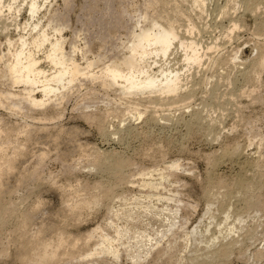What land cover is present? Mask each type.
Wrapping results in <instances>:
<instances>
[{
    "label": "rangeland",
    "instance_id": "rangeland-1",
    "mask_svg": "<svg viewBox=\"0 0 264 264\" xmlns=\"http://www.w3.org/2000/svg\"><path fill=\"white\" fill-rule=\"evenodd\" d=\"M18 1L21 10L16 19H0L6 28L0 31V90L4 91L21 89L8 82L5 64L11 57L5 48L12 52L17 36L25 32L30 42V34L37 32L31 30L35 24L51 39L61 37L65 55L81 67L88 64V72L98 74L127 52L124 45L132 33L146 26L151 16L158 17L160 5L168 0H38L40 8L34 16ZM216 1L205 0L210 12L203 13L201 21L214 19L216 26L201 37L204 41L217 37L218 47L211 55L229 56L211 68L204 64L192 69L193 79L186 86L191 84L193 90L187 104L170 105L156 93L123 96L117 85L103 86L86 74L60 88V100L51 97L44 106L33 107L23 99L13 106L18 98L0 96V129L8 127L0 133V174L6 175L0 195V264H19L18 253L39 229L36 222L48 217L61 221L63 214L68 219L58 224L59 229L75 235L92 231V238L77 241L76 249L68 242L69 255L57 250L60 257L48 264H264V60L260 69L254 66L260 58L257 43L264 40L256 34L258 18L242 8L235 13L229 9L240 25L230 38L225 36L219 27L228 18L217 16L218 5L224 1ZM181 4L196 11L190 0ZM53 27L61 28L60 32ZM179 27L184 29L185 23ZM29 46L41 68L53 71L45 60L49 44L39 49ZM179 56V50L171 46L166 56H151L147 62H157L151 66L154 72L180 69ZM34 94L39 96L38 89ZM89 113L96 118L83 117ZM162 114L169 116L164 119ZM29 129L34 130L27 138ZM104 129L116 133L106 137ZM232 148L239 155L225 157L223 152ZM94 149L112 152L123 159L122 164L116 167L112 160L96 164ZM11 156L24 175L19 183L13 173L4 174L3 159ZM173 161L177 166L168 167ZM146 170L151 175L141 174ZM162 170L164 177L159 178ZM240 177L252 185L243 191L234 187ZM150 182L159 184L150 186ZM229 190L233 192L226 203ZM157 195L162 197L157 199ZM139 197L144 203L176 209L177 218L163 238L156 237L159 243L152 245L144 260L132 261L129 254L141 249L132 242L130 248L125 242L118 244L115 231L125 224L149 230L146 221L126 217ZM24 216L27 225L21 228ZM220 221L224 229L234 226L226 236L218 232ZM103 232L119 248L118 259L102 253L98 239ZM39 234L45 239L54 237L44 228ZM213 235L218 236L215 244L209 241ZM52 249L49 245L48 250Z\"/></svg>",
    "mask_w": 264,
    "mask_h": 264
},
{
    "label": "bare ground",
    "instance_id": "bare-ground-1",
    "mask_svg": "<svg viewBox=\"0 0 264 264\" xmlns=\"http://www.w3.org/2000/svg\"><path fill=\"white\" fill-rule=\"evenodd\" d=\"M20 1L25 4L26 10H28V14L31 16H34L40 8L38 0ZM158 1L161 2L163 0ZM223 1L224 2L222 4L218 5L219 2L217 0L216 2L218 3L215 4L219 7V11L216 8L217 13L219 12L217 16L219 15V18H228V23L226 25H222L220 23L219 27L225 36L230 38L232 36L231 34L234 32L233 30L240 25L239 19L236 18L237 16L235 14H232L235 15L234 17L231 16L229 13L231 10L229 9H233V13H235L236 8H242V11H247L254 15L256 19L258 18V22L255 24L256 34L261 35L264 40V0ZM181 2H187V0H168L162 2V5H160L159 8L160 11H158L160 13L158 17L151 16L146 26H141L138 31L132 33L129 42L124 45L127 52L124 53L117 61H111L104 65L98 74L89 73L88 64L81 67L73 60V58L66 56L62 47L63 40L61 37L51 39L48 37L45 29H40L37 24H35L31 30H37V32L35 35L30 34L31 41L27 42L25 39V34H27V32H25V28H21V32H25V34H23V36H17V43L13 48V51L11 52L9 48H5V50H7V54L11 57V59L7 60V63L5 64L8 82L10 87L20 85L21 89L14 91L0 90V96H3L4 98H18L12 102L13 106H18L22 99L33 107L44 106L47 104L48 100L51 99V97H55V100L57 101L60 100L63 95L58 94V90L71 83L77 76L86 74L90 78H98L103 86L117 85L123 96L135 95L136 93H147V95L156 93L159 95L158 98L167 101L170 105L187 104L189 101L186 100L190 98L193 87H190L191 84L189 85L190 88L186 85L192 81L194 70L204 64L211 68L215 64L221 63L229 55H211L212 51L214 52V50L218 47V43L216 41L217 37L213 38L212 36L210 40H202L201 36L204 32H209L211 27L216 26V24L213 23L214 19L212 22H210L211 19L209 18H205L201 21L202 14H208L207 12H210L207 11L208 7L206 6L205 0H190L196 8L194 13H192V10L184 7ZM20 6L21 4L18 0H0V19H2V16L10 18L11 20L12 18L13 20L16 19L19 11L21 10ZM152 6L155 7V5ZM215 15H212V17ZM146 17L148 16L144 13L142 18L145 19ZM183 23H185L184 29L179 27ZM52 29L56 32H60L61 30L59 27H53ZM1 30H6L5 24L0 25V31ZM195 31L197 32L196 36L192 35ZM6 43L11 46L8 37H6ZM29 43L32 48L37 49L41 48L45 43L49 44L50 47L45 54V60L49 61L52 65L53 71L47 72L44 68H41L39 64L40 60L34 57V53L30 50V46L28 47ZM171 46H174L176 50H179V57L183 63L182 66L180 69H166L165 71L159 70L158 72H154L151 66H153V62H155V60H151V65L147 62V60H149L151 56H153V58H157L158 54H161L163 57L166 56ZM257 46L259 48L260 58L254 66L260 69L264 60L262 58L264 51L261 52V50L264 49V41L262 43H257ZM2 56H4L3 53L1 54V57ZM234 58L235 56L231 59ZM155 64H157V62H155ZM184 67H186L185 70L179 71ZM193 68L195 69L192 72ZM37 89L39 91V96L34 94ZM226 94L229 95L230 93L225 92L223 95ZM94 114L95 113H89L83 117L92 120L96 118ZM134 114L137 115V117L141 116L139 111L134 112ZM193 114L196 113L194 112ZM168 116L169 115L167 114L161 115L164 119L168 118ZM100 120L98 122H100ZM7 128L8 127H4V129H0V133L1 131L7 132ZM31 130L32 129H29L27 131V138H29V135L34 129L32 131ZM104 132V135L108 137L116 133V130L114 129V131H111L109 129H104ZM15 146L20 148V146ZM236 149L237 148H232L231 150L226 149L223 152V155L225 157H232L237 153ZM93 151L96 153L94 156H97L96 164L98 165L106 164L109 160H112L117 165L116 167H119L122 164L121 162L123 159L114 155L112 152H103L102 150L96 149ZM15 166H17V164H15L13 156L3 159V168L5 167L4 174L7 172L13 173L15 180L18 182V180L24 175L21 177L20 170H17ZM176 166V161H173L168 167L175 168ZM243 166L245 165H242V169ZM141 174L151 175V170H146L145 173ZM163 174L164 171L162 170L159 173V178H163ZM5 176L6 175L0 174V195L1 193L3 195V191L5 189L3 188V179ZM145 178L148 177H144L143 179ZM146 183L147 182L144 181L141 185L143 186ZM148 184L150 186H154L159 184V182H150ZM251 185V181H244L243 178L240 177L237 178L233 186L243 191ZM14 188H16V186ZM231 192L233 191H227V196L224 200L226 203L231 200V196L229 195ZM240 192L237 195H240ZM148 196L149 194L146 193L145 198ZM161 197L162 196L157 195V199ZM63 201H65V199ZM2 202L3 201L0 202V209L3 207ZM9 203H11L10 207L12 208L14 202ZM83 203L84 202H81L80 204ZM117 213V209L113 210L114 215H117ZM176 215L177 210L172 209L167 205L157 206L151 202L144 203L140 197L136 198L135 204L127 210L126 217L131 220L146 221L149 230L147 228H132L128 224L120 226V228L117 226L119 229L115 231V236L118 237V244H123L125 242L126 246L130 248L132 242L133 246L138 250L141 249V251L137 254H127H129L132 261L144 260L152 245L154 243H159L157 242L156 237L163 238L166 232L170 231L174 226L177 218ZM34 217L36 218L37 215H34ZM64 218L67 220L68 215L63 214L61 221L64 220ZM37 219L38 218H36L33 222H36ZM45 219H39V221L36 222L39 223L38 228H44L53 234L54 237L51 239H45L41 234H39V229H37L31 237L27 238L26 244L18 253L17 261L19 264H48L50 261H54L60 257L58 256L57 250H64L63 254L69 255V252L66 249L68 242H70V248L76 249L78 247L77 241L84 242L92 238V231H86L82 234L79 232V234L76 235L71 232L67 233L66 231H63L64 229L61 230L58 228V224L61 222L60 220L55 219V221H53L51 217L50 219L49 217L48 219ZM48 221H50V224L47 225ZM26 223L27 220L25 216L23 218L20 217V227L23 228L27 225ZM53 223L56 224L54 225ZM111 223L112 220L110 219L108 224ZM224 225V221L217 223L218 232L226 236L232 231L234 226L231 225L224 229ZM94 230L96 231V229ZM129 231H131L130 237ZM194 231H196V226L193 227L191 232L193 233ZM209 241L212 244H215L218 241V236H211ZM49 245L53 248L52 250H48ZM98 245L101 247L102 253L110 254L113 259H118L120 257L119 248L112 245L111 236H109L106 232L99 234ZM141 252H143V256L140 254ZM91 254L92 253H87L86 256Z\"/></svg>",
    "mask_w": 264,
    "mask_h": 264
}]
</instances>
